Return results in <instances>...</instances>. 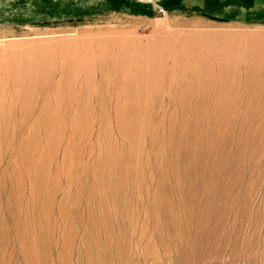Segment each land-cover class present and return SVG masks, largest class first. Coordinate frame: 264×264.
<instances>
[{
  "label": "rangeland",
  "instance_id": "rangeland-1",
  "mask_svg": "<svg viewBox=\"0 0 264 264\" xmlns=\"http://www.w3.org/2000/svg\"><path fill=\"white\" fill-rule=\"evenodd\" d=\"M116 29L168 43L177 70L185 46L217 51L208 73L147 88L128 137L112 123L114 156L97 123L66 162V138L51 145L36 198L21 176L23 200L8 202L17 137L1 135L0 264H264V61L252 88L245 63L227 85L219 72L227 47L264 42V0H0V42Z\"/></svg>",
  "mask_w": 264,
  "mask_h": 264
},
{
  "label": "bare ground",
  "instance_id": "bare-ground-1",
  "mask_svg": "<svg viewBox=\"0 0 264 264\" xmlns=\"http://www.w3.org/2000/svg\"><path fill=\"white\" fill-rule=\"evenodd\" d=\"M248 40V44H237V52L227 47L221 54L219 72L226 85L232 83L231 73L240 63L246 65L251 88L257 76L250 74L263 71L256 67L264 61V42L257 35ZM211 46L203 53L201 45L190 51L185 46L180 52L181 67L177 70L171 57L175 53L167 52L168 43L145 42L134 30L63 33L53 39L39 36L30 42H0V138L3 135L9 140L6 139L9 137L11 146L17 137L15 161L11 157L9 166L14 167L12 195L15 196V191L20 195L18 199L8 197V202L23 200L21 176L26 177L25 188L28 182L32 197L40 196L50 180L45 170L53 166L59 150L56 152L51 145L58 147L66 138L67 148L62 159L66 162L70 155L68 146L74 144V137L80 141L87 128L96 123L104 128L101 134L107 142L106 148L109 147L108 155L114 156L115 151L109 146L112 123L121 136L128 137L125 122L131 119L129 109L136 105V100L144 97L149 87L156 85L160 89L161 76L166 72L170 73V89L177 71L187 74L193 69L196 75L208 73L216 50V46L215 50ZM240 53H246L247 58L239 59ZM190 60H193L192 66L185 65ZM167 61H172V66ZM199 81L204 85L205 78L199 76ZM109 100L110 114L106 108ZM230 111L223 112L226 116ZM114 177L117 181L121 179V176Z\"/></svg>",
  "mask_w": 264,
  "mask_h": 264
}]
</instances>
